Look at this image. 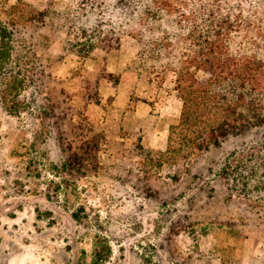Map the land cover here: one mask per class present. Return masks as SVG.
Wrapping results in <instances>:
<instances>
[{
  "label": "rangeland",
  "instance_id": "obj_1",
  "mask_svg": "<svg viewBox=\"0 0 264 264\" xmlns=\"http://www.w3.org/2000/svg\"><path fill=\"white\" fill-rule=\"evenodd\" d=\"M24 1L61 11L76 0ZM32 34L50 76L26 91L21 114L0 100V264H264L249 169L221 175L242 154L249 166L264 124L191 161H166L159 151L182 106L173 70L139 74L142 45L130 34L61 60L65 28L47 18Z\"/></svg>",
  "mask_w": 264,
  "mask_h": 264
},
{
  "label": "trees",
  "instance_id": "obj_2",
  "mask_svg": "<svg viewBox=\"0 0 264 264\" xmlns=\"http://www.w3.org/2000/svg\"><path fill=\"white\" fill-rule=\"evenodd\" d=\"M47 18L69 35L60 60L69 53L85 58L97 47L111 50L130 34L142 45L139 74L158 80L166 69L175 72L182 106L159 151L166 161H191L264 124V0H76L61 11L24 0L0 2V100L11 114H21L26 91L36 84L42 89L50 76L38 61L36 35L25 36ZM161 60L166 63L157 70ZM87 101L100 98L89 95ZM245 158L236 165L228 159L221 175L234 181L235 172L249 169L250 204L264 209V141L249 147V166Z\"/></svg>",
  "mask_w": 264,
  "mask_h": 264
}]
</instances>
